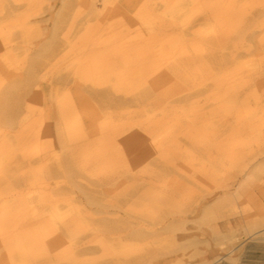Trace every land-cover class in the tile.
<instances>
[{"label":"rangeland","instance_id":"obj_1","mask_svg":"<svg viewBox=\"0 0 264 264\" xmlns=\"http://www.w3.org/2000/svg\"><path fill=\"white\" fill-rule=\"evenodd\" d=\"M56 198L89 215L42 264H208L263 228L264 0H0V235Z\"/></svg>","mask_w":264,"mask_h":264},{"label":"bare ground","instance_id":"obj_2","mask_svg":"<svg viewBox=\"0 0 264 264\" xmlns=\"http://www.w3.org/2000/svg\"><path fill=\"white\" fill-rule=\"evenodd\" d=\"M111 136L116 134L112 133ZM64 207L77 210V215H72L71 212L61 214L60 211ZM31 208L34 210V220L24 218L14 222L10 238L7 232L0 235L2 243L6 245L3 257L5 264H42V261H45L43 259H54L63 248V232L80 224L83 217L89 215L88 211L80 208L78 204L58 198L45 200L41 205H33ZM262 210L264 211V208ZM13 214L8 211L7 217L12 218L15 216ZM27 227H33L35 230L24 233L23 230ZM14 237L15 241L11 242Z\"/></svg>","mask_w":264,"mask_h":264},{"label":"crops","instance_id":"obj_3","mask_svg":"<svg viewBox=\"0 0 264 264\" xmlns=\"http://www.w3.org/2000/svg\"><path fill=\"white\" fill-rule=\"evenodd\" d=\"M264 205V199L262 201ZM238 243L231 242L232 250L217 259H205L208 264H264V227L253 234H239Z\"/></svg>","mask_w":264,"mask_h":264}]
</instances>
